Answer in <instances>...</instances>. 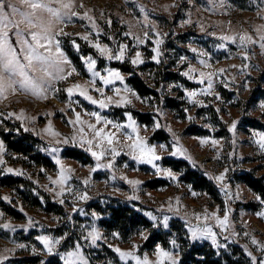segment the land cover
<instances>
[{"label":"rangeland","instance_id":"rangeland-1","mask_svg":"<svg viewBox=\"0 0 264 264\" xmlns=\"http://www.w3.org/2000/svg\"><path fill=\"white\" fill-rule=\"evenodd\" d=\"M83 2L88 9L94 10L91 14L97 17L99 24L104 27L107 33L106 35L101 34V42L109 43L112 46H115L118 42L126 43L129 45V55H134V50H137V42L132 37L125 38L122 34L123 32L131 31L134 35L142 36V33L147 30L144 27V13L135 4L142 3L145 5L150 14L151 22L156 24L160 32L167 33L163 37V43L160 45V61L157 62L151 59L154 54L152 49L155 45L154 33L151 31L149 32L148 43L138 46V50L143 55L144 63L135 66L127 58L124 61H117L99 57V53L90 42L84 41L80 37H72L76 38L80 44V50L77 51L66 38L64 40L65 51L67 52L68 49V51L70 50L78 57L82 69L79 70L70 58L79 74H73L68 80L58 82V87L61 89L58 94L53 95L50 93L48 99H37L27 93H15L9 95L6 99H0V111H5V115L0 117V120L3 121L0 129L7 122L19 124L23 129L25 127L35 129V131L26 132L41 140L40 151L44 156L50 158L55 166V169H47L35 163L24 165L18 155H9L5 146L7 166L23 170L24 175L4 174L0 175V179L12 177L30 182L32 186L29 189L20 187L19 190L0 188V212L4 213V217L0 218V251L5 247H14L18 243L35 244L39 248L42 245L41 242L36 240V237L45 232L56 236L64 232L69 233L70 240L68 244L71 246L72 241L81 237V226L93 223L92 216L85 213L93 211L99 213L96 210L97 206L105 207L111 202V199L131 203L153 226L156 222L151 221V218L147 216V212L153 211L156 215L161 216V205H167L170 200L171 203L176 204V198L179 197V212H169L167 207L163 210L164 214H168L171 217L169 227L163 228L161 217L159 221L160 227L153 226V229H147L146 234L149 238L152 235V230H158L167 233V248H171V240L176 239L183 251L187 252L189 248L196 245L203 250L206 257H211L213 260H221V264H250V258L244 247L247 245L254 255H260L256 245L251 243V236L254 235L258 240L264 241V218L255 215L257 211L264 210V204H261L256 199V193L242 183L239 178L244 173H253L257 177L264 176V150H260L255 143L251 142L253 130H264V111L258 106V101L264 99V49H261L259 45L251 46L249 50L251 72L249 74L241 72L238 67H231L232 65L238 66L244 63L240 53L245 49L239 48L231 41L227 42L228 47L226 48H220L218 45L224 43L221 39V33L231 34L245 30L252 32L255 25L264 24V20H260L257 16L258 0H227L230 6L226 10L217 11L206 10L210 0H194V3H190L189 0H175L177 6L170 7L167 10L163 6L171 5L173 0H135V3L134 0H83ZM129 9L133 10L129 11ZM189 11H191L193 22L191 24H181V21L187 20ZM109 15L112 18L110 26L106 24V19ZM201 24L204 26V30H201ZM64 29L68 33H84L90 30V26L86 19L74 18L73 22L64 25ZM213 32L217 34L212 35ZM113 36L116 38L115 40L112 39ZM94 38L90 37V40ZM189 45L211 54L210 57H200L201 59H209L212 64V68L206 70L225 69L224 73H217L214 84V90L220 94L221 99H216L212 94L207 96L200 94L196 98L197 101H205L203 105H200L188 98L184 88L202 89L205 87L198 80L189 79L183 75L189 63L197 68L203 67L199 63L197 53L192 52ZM89 51L92 52L91 55L93 57H95V54L98 55V70L112 67V63L127 64L141 75L149 87L157 90L159 96L142 97L143 99L134 97L130 105H111L109 108L101 109L98 105L92 104L76 93L71 97L75 111H81L82 109H86L89 112L99 111L101 115L118 122H123L127 119L126 113L128 111H131L134 117L136 113L149 116L151 123L147 124L146 130L141 127V134L148 136L151 144H165L168 146L166 149H158L163 157L158 163L162 167L168 168L164 165L165 160L186 162L192 170L200 173L213 184V194L208 191L196 190L193 185L186 184L182 181L183 174L174 170L179 183L175 179H169L167 175H156L155 169L150 164L145 161L135 160L127 154L126 149L116 158L115 171L118 178L113 181L111 179L112 169L102 168L93 172L92 168L95 166L96 157L92 156L86 148L79 147L78 144H69L61 145L62 151L59 153L65 168L70 166L74 170L71 173L73 179L69 181V185H74L75 190L81 193L85 190L88 191L92 198L87 201L77 200L76 203L83 210L77 212H72L70 193H65L63 197L65 199L64 205L59 203L60 197L57 196L59 186L52 183V179L59 175V165L56 164L55 158L50 151H44L47 142L54 138L46 133H41L40 135L37 133H40L41 129L47 126L49 120L61 133L65 135L75 133L76 129L68 123L69 118H74V111L68 107L69 96L64 89L74 82L83 84L91 79V73L88 72L82 59V56L90 54L88 53ZM185 56L188 59L181 61L180 57ZM101 60L103 61L102 65L100 64ZM165 73H173V79L167 78V81H163ZM124 75L127 83L128 79L133 76ZM230 77L234 79H230ZM246 80L250 82V87L246 88L244 86ZM224 83L230 84V87H225ZM97 84L98 86L102 85V82L97 81ZM180 85L184 87H180ZM115 86L122 87V84L120 81H116ZM113 87V85L107 86V95H113L111 91ZM92 95L99 98L95 91H92ZM168 100H172L175 104L174 109L168 107ZM76 102L79 103L77 104ZM157 107L161 110L160 112L155 110ZM217 108H220L219 112L216 111ZM20 109L26 110V119L24 121L8 114L10 111H16L19 114ZM61 109L63 111H60ZM52 112L55 115H48V113ZM32 116L37 117V119L32 121L30 119ZM189 116L193 117V119L189 120ZM221 117H223V120H221ZM237 117L240 118V124L237 131V143L233 145L229 125ZM84 118L94 122V118L91 116L84 115ZM157 120H159L162 127L154 129L153 124ZM254 121L263 126L262 129L252 127L249 122ZM137 122L141 126L145 125L138 120ZM165 125L170 126L176 135L180 137L179 143L188 149L191 159L187 156L170 154L173 151L171 147L173 136ZM207 125H212V127H207ZM190 128L203 130L201 132L204 133L196 136L190 135L187 133ZM162 130L168 134L167 142L155 141V136ZM204 136H213L219 139V145L213 146L211 143H202L199 138ZM221 137L223 139H220ZM123 143L127 144L130 141L124 139ZM67 149L83 151L89 156L90 162L83 164L79 161L65 158L63 154ZM233 151L236 154L229 155ZM241 156L243 157L242 159ZM225 167L230 169L225 182H230L232 188V194L227 198L222 184L213 179V176L222 172ZM122 174L127 175L131 179L138 178L144 182L137 193L141 197L140 200H129L127 198L132 194V185L121 178ZM85 178L90 180L87 186L83 184ZM152 182H163L164 185L153 189L149 185ZM237 186H239V197L235 195ZM52 189H55V191ZM116 189H119V191H116ZM193 192L196 195H193ZM4 195L11 196V202L3 200L2 197ZM45 196H48L52 203L62 206V213H47L45 211L47 204ZM28 198L33 201L38 199L41 205L34 207L33 201H29L30 204H25L24 202ZM134 204H140V207ZM21 205L23 206V211H21ZM229 207L232 209L230 222L234 223H231V227H229L227 232H224L219 227L214 218H210L208 221L220 236L221 247L219 250L209 239L197 241L189 239V221L196 222L195 217L192 215L193 212H207L210 215L211 212L218 211L222 216ZM5 208L13 210L21 217L15 219L5 212ZM69 214L71 215V220L68 219ZM185 215H187V219ZM29 216L38 222L36 227L26 229L17 227L15 232L2 228V224L5 221H11L14 225L26 224ZM57 217H60V220H57ZM103 219L104 216L100 215L95 224L107 239L99 241L97 245H92L90 242L83 243L89 258L91 259L90 256H92L96 264H107L108 261H112L113 264H135L134 261L120 260L119 254L115 252V247L131 248L133 241L140 245L139 251H146L149 253L150 258L155 259L154 249H144L149 239L145 241L141 236L135 234L129 235V238L125 241L119 231H115L120 233L119 237L113 236L114 232L107 234L101 226ZM200 223H203V221H200ZM39 224H43L45 228L41 229ZM143 230L145 229L139 231ZM233 231L239 233V235L233 236ZM244 232H248L249 236H244ZM84 234L87 233L85 232ZM225 244L228 246L227 248H224ZM105 247L112 250L117 258L115 259L103 252ZM54 259L63 264L58 258ZM39 260L40 255H33L29 251L19 250L12 258L11 264H39ZM52 264L54 263L52 262Z\"/></svg>","mask_w":264,"mask_h":264},{"label":"snow or ice","instance_id":"snow-or-ice-1","mask_svg":"<svg viewBox=\"0 0 264 264\" xmlns=\"http://www.w3.org/2000/svg\"><path fill=\"white\" fill-rule=\"evenodd\" d=\"M190 3H194V0H189ZM135 3V0H134ZM144 13V27L147 29L142 33V36L134 35L133 32H123L125 38L132 37L137 42V50H134V55H129V45L123 42H118L115 46L109 43H103L100 40L101 34H107L104 27H102L95 15L91 14L94 10L88 9L83 0H0V99H6L9 95L15 93H27L37 99H48L49 94L56 95L61 89L58 87V82L66 81L73 74H79L77 68L74 66L72 60L68 56L64 48V40L67 38L68 42L77 50H80V44L76 38L80 37L84 41H88L92 44L95 50L99 53V57H104L107 60L124 61L126 58L130 60L132 65H139L144 63V58L141 51L138 50L139 45L147 44L149 40V32L154 33L153 39L155 45L152 49L154 54L151 59L159 62L161 57L160 45L163 43V37L167 33L160 32L156 24L151 22L150 14L145 5L135 4ZM177 6L175 0L171 5L163 6L167 10L170 7ZM230 5L227 0H210L206 10L217 11L226 10ZM83 9V11H81ZM133 9H129L132 11ZM257 16L260 20H264V0H258ZM74 18H82L88 21L90 30L84 33H68L64 29L66 23L73 22ZM122 19V18H121ZM192 14L188 12V18L186 21H181V24H191ZM106 24L110 26L112 24V18L109 15L106 19ZM131 27V25H129ZM201 30H204V26L200 25ZM94 30V31H92ZM255 33V35H253ZM217 33L213 32L212 35ZM90 37H95L90 40ZM113 40L116 38L113 36ZM221 39L224 43L219 44L220 48L228 47V41L236 44L239 48L245 49L240 53L244 63L241 65H232L231 67H238L241 72H247L250 74L251 65L249 62V50L253 45H259L261 49H264V24L255 25L252 32L247 30L236 33H221ZM191 51L197 53L199 63L203 65L202 68H197L195 65L189 63L187 69L183 75L189 79L198 80L200 84L205 85L204 88H184L188 98L194 103L203 105L204 100L197 101V96L203 94L205 96L212 94L216 99H221L220 94L215 92L214 84L217 73H224L225 69L220 68L215 71L211 69L212 64L209 59H201L200 57H210L211 54L191 47ZM83 62L91 73V79L86 83L74 82L70 84L64 91L67 92L69 99L67 101L69 109L74 111V118H69L68 123L76 129L72 135H65L58 131L51 120L48 121L47 126L41 129V133H46L48 136L54 138L47 142V146L44 147L45 152H51L55 158L56 164L59 165V175L55 179H52L54 185L59 186L57 196L60 197L59 203L64 205L65 199L63 198L65 193H70L72 199V212L83 211L79 204V201H87L92 197L88 191L78 192L75 190L74 185H69V181L73 179L71 173L74 171L70 166L65 168L62 158L59 155L62 151L61 145H76L81 148H86L92 156L96 157L95 166L92 171L97 169L107 168L112 169L113 173L111 179L117 180L116 174V158L125 149L127 154L138 161H145L150 164L156 171V175H167L169 179L179 180L176 173L172 168L162 167L158 161L163 157L160 155L158 149H166L168 146L165 144H151L149 138L146 135L141 134V127L145 130L147 125L141 126L131 111L126 113L127 119L123 122H118L109 119L107 116L101 115L99 111L89 112L86 109L81 111H75V107L71 100V97L78 93L86 100L90 101L94 105H98L101 109L109 108L111 105H130L133 102V98L143 99L139 93L128 85L126 77L120 68L107 67L102 70H98V58L93 57L91 54L82 56ZM188 58L180 57L181 61H186ZM129 76L132 73L128 74ZM230 79H234L230 77ZM97 81L102 82V85L97 84ZM116 81H120L122 87H116ZM223 82V81H222ZM108 85H113L111 89L113 95H107L106 88ZM225 87H230V84L224 83ZM246 88L250 87V82L245 81ZM180 87H184L180 85ZM92 91H95L98 95H92ZM77 104L79 102H76ZM259 108L264 111V99L258 101ZM157 112L161 110L157 107ZM7 111V110H6ZM25 109H20L19 114L16 111H10L8 114L12 117H17L19 120L24 121L26 119ZM60 111H63L62 109ZM187 111V109H185ZM217 112L220 108L216 109ZM83 112V115H82ZM230 114V113H229ZM5 115V111H0V117ZM48 115H55L54 112L48 113ZM84 115H88L94 118L88 120L84 118ZM35 121L37 117L32 116L30 118ZM189 120L193 117L189 116ZM223 120V117H221ZM3 121L0 120V125ZM240 124V118L237 117L232 120L229 125V131L232 134V144L237 143V131ZM78 126V127H77ZM162 125L159 120L153 124L154 129L161 128ZM167 130L172 133L173 144L171 145L173 151L170 153L174 156H187L191 159V155L188 153V149L181 143L180 137L176 135L170 126L165 125ZM212 127V125H207ZM7 130V129H6ZM17 132L19 128L15 129ZM24 131H35L28 127L24 128ZM252 143H255L260 150H264V130H253L251 133ZM126 139L130 143L124 144L123 140ZM202 143H211L213 146L219 145L220 140L213 136H204L199 138ZM220 139H223L221 137ZM6 148L5 142L0 138V175L4 174H16L24 175L23 170L16 169L7 166L5 160ZM235 151L229 155H235ZM219 155V153H218ZM107 158V159H106ZM243 157L241 156V159ZM126 166V165H125ZM230 169L225 167L222 172L213 176V179L222 184L223 190H225L226 198L232 194V188L230 182L227 180V174ZM126 180L128 184L132 185V194L127 198L129 200H140L141 197L137 194L140 191V186L144 183L140 179H131L127 175L121 176ZM90 180L85 178L83 184L89 185ZM190 187V186H189ZM55 191V189H52ZM119 191V189H116ZM196 195L195 192L192 193ZM236 197H239V186H237ZM56 198V197H54ZM3 200L11 202L12 197L4 195ZM256 199L264 204V196L259 193L256 194ZM180 200L176 198V204L170 202L167 205H161V216L156 215L153 211H148L147 216L151 218V221L156 222L153 226L160 227L159 221H163V228L169 227L170 216L164 214V208L167 207L169 212H179ZM21 211L23 206L21 205ZM232 209L229 207L227 211L221 216L218 211H213L210 215L205 213L193 212L195 221H189L188 231L190 232L189 239L191 241L209 239L212 244L219 250L220 236L211 223H208L210 218H214L219 227L227 232L231 227L230 213ZM90 214L93 218L91 225L81 226V237L72 241L69 246L68 241L70 235L67 232L56 236L51 233H43L36 237V240L41 242V247L37 248L35 244H22L18 243L14 247H5L0 251V264H11L12 258L19 250H25L31 252L33 255H40L39 264H52L54 258H58L63 264H92L89 255L86 253L83 243L90 242L92 245H97L99 241L106 240L107 237L103 235L100 228L96 226L95 221L101 215L95 211ZM256 216L264 218V210L257 211ZM4 217V213L0 212V218ZM187 219V215H185ZM68 219L71 220L69 214ZM60 220V217H57ZM203 221V223H200ZM36 221L32 217H27V223L21 225H14L11 221H5L2 224V228L5 230H11L15 232L17 227L19 228H32L37 226ZM41 229H44L43 224H39ZM87 234H84V233ZM147 229L139 231L137 234L141 236L145 241L149 239L146 234ZM233 236L239 235L233 231ZM244 236H249L248 232L243 233ZM113 236L119 237V232H114ZM227 239V237H225ZM251 243L256 245L260 255H254L253 251L245 245L244 250L247 252L250 258V264H264V241L258 240L256 236H251ZM171 248H167L162 244H156L154 248L155 259L150 258L149 253L139 251L140 245L132 242V247L129 249H123L115 247V252L119 254V259L122 261H134L135 264H186L180 244L176 239L171 240ZM111 247V245H110ZM228 246L225 244L224 248ZM179 249V250H177ZM107 264H113L112 261H108ZM197 264H203L202 261H198Z\"/></svg>","mask_w":264,"mask_h":264},{"label":"trees","instance_id":"trees-1","mask_svg":"<svg viewBox=\"0 0 264 264\" xmlns=\"http://www.w3.org/2000/svg\"><path fill=\"white\" fill-rule=\"evenodd\" d=\"M67 53L69 54V57L74 61L76 67L79 70L82 69V65L78 57L70 50L68 51V49ZM88 53L92 54V52L90 51ZM95 57L98 58V55L95 54ZM102 63L103 61L101 60L100 64L102 65ZM112 67L120 68L124 74L132 73L133 76L128 79V84L133 89H135L141 97L149 98L154 95L159 96L157 90L149 87V85L144 81L141 75L134 68L130 67L127 64L125 65L118 63H112ZM173 76V73H165L163 81H165L167 78L172 80ZM167 104L168 107L173 109L175 108V104L172 102V100H168ZM134 115L135 118L142 124L147 125L151 123L149 120V116L147 115H143L140 113H136ZM249 123L252 127L257 129H262L263 127L255 121ZM17 128L20 129L19 132L15 130ZM201 131L203 130H195V128H190L187 133L196 136L204 133ZM0 138L4 140L8 154L18 155L21 159L22 164L26 165L28 163H35L36 165L47 169H55V166L51 159L44 156L40 151V147L42 146L41 140L36 138L31 133L24 131V129L19 124L7 122L5 126L1 127L0 129ZM154 139L155 141L167 142L168 134L164 130H162L161 132L157 133ZM63 155L67 159L79 161L83 164H88L90 162L89 156L83 151L77 149H67L65 150ZM164 165L172 168L175 172L183 174L182 181L186 184L193 185L196 190L208 191L210 194H213V184L207 178L203 177L200 173L192 170L186 162L165 160ZM239 180L247 185V187L254 193H259L260 195L264 196V176L257 177L253 173H244L240 176ZM158 184L159 186H157ZM149 185L153 187V189H157L158 187H161L160 185H164V183L152 182ZM30 186H32L30 182H26L21 179H15L12 177L0 179V188L19 190L20 187L29 189ZM45 199L47 203L45 211L47 213H62V206L52 203L48 196H45ZM29 201L33 200H30V198H28L24 203L30 204ZM110 201L111 202L107 204V206H97L96 208V210L102 216H104V219L101 221V226L104 228L107 234L119 231L123 235L125 241H127L129 235H135L141 229H153L151 222L139 210L134 208L131 203L117 199H111ZM33 203L34 207H36L37 205H41L38 199L34 200ZM134 205L140 207V204ZM7 209L8 208L4 209L5 212L15 219L21 217L19 214L13 212V210L8 209L7 211ZM166 236L167 233H163L158 230H152V235L147 241L144 249L152 250L155 248L156 244H162L163 246L168 247ZM103 252H106L109 256L115 259L117 258L112 250H110L108 247H105ZM182 255L186 264H197L198 261H202L203 264H221V260H213V258L211 257H206L203 253V250L196 245H193L191 248H189V251L187 252L183 251ZM90 257L93 264H96L94 258L92 256ZM53 263L61 264L57 262V259H53Z\"/></svg>","mask_w":264,"mask_h":264}]
</instances>
